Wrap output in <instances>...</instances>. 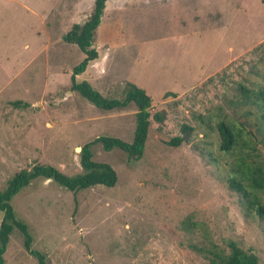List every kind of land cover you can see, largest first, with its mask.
I'll return each instance as SVG.
<instances>
[{"label":"rangeland","instance_id":"374dc122","mask_svg":"<svg viewBox=\"0 0 264 264\" xmlns=\"http://www.w3.org/2000/svg\"><path fill=\"white\" fill-rule=\"evenodd\" d=\"M92 3L0 0V190L33 164L80 172L79 148L97 136L131 141L133 103L101 110L70 89L84 54L62 36ZM92 47L97 58L76 80L111 98L129 81L150 97V116L161 111L164 120L150 117L137 159L90 146L94 161L114 169L113 186L72 192L37 178L22 187L10 204L30 247L45 264H204L192 246L227 252L233 241L264 264L263 221L229 188L238 153L220 151L217 132L220 120L244 138L252 131L264 166L259 110L239 101L240 85L264 86V0H106ZM173 137L179 144L167 143ZM3 258L37 264L16 228Z\"/></svg>","mask_w":264,"mask_h":264},{"label":"trees","instance_id":"16d2710c","mask_svg":"<svg viewBox=\"0 0 264 264\" xmlns=\"http://www.w3.org/2000/svg\"><path fill=\"white\" fill-rule=\"evenodd\" d=\"M106 0H93L92 9L88 17L82 23H73L62 36L63 40L75 44L84 54L83 58L71 68L69 76L70 89L76 91L95 107L101 110L125 108L133 103L134 129L130 142L117 137L97 136L93 140L82 144L79 148V165L81 171L67 175L48 164H33L26 169H21L7 179L5 186L0 190V264H4L3 253L8 242L9 234L16 228L22 235V244L28 254L36 258L37 264H45L44 255L30 247L31 237L27 226L14 215L10 204L11 198L24 186L37 178L50 179L66 190L75 192L94 185L113 186L116 182L114 169L106 162L94 161L90 146L100 143L103 150L108 151L118 148L124 151L129 158H139L143 152V146L147 135L150 117L161 123L164 114L157 111L150 116V97L145 91L131 82H126L123 95L120 98L104 97L95 90L86 80L77 81L76 75L84 71L90 61L97 57V51L92 47L94 31L99 24ZM240 99L243 104H250L259 110L257 122H254L256 131L264 125V86L255 90L239 86ZM18 105L19 101L11 102ZM25 106V103H21ZM249 112H245L246 114ZM259 119V120H258ZM219 135L218 149L231 153L235 148L238 153V169L227 181L229 188L233 189L242 198L247 211L252 209L264 224V203L260 201L259 194L264 197V166L255 160L258 154L254 146V133L248 131V137L244 138L241 128L231 121L220 120L217 122ZM181 141L179 137L171 138L167 143L177 145ZM239 170V177L235 176ZM246 186L249 188L247 189ZM206 259L204 264H258L257 257L240 249L233 241L227 242L228 251L225 252L214 243L208 242L201 246H192Z\"/></svg>","mask_w":264,"mask_h":264},{"label":"crops","instance_id":"0c3cea01","mask_svg":"<svg viewBox=\"0 0 264 264\" xmlns=\"http://www.w3.org/2000/svg\"><path fill=\"white\" fill-rule=\"evenodd\" d=\"M96 58H97V57H96ZM96 58H95V59H96ZM95 59H93V60H95ZM93 60H92V61H93ZM90 62H91V61H90Z\"/></svg>","mask_w":264,"mask_h":264}]
</instances>
